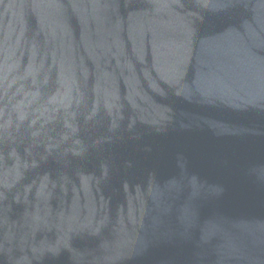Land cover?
Instances as JSON below:
<instances>
[{"label":"water","instance_id":"95a60500","mask_svg":"<svg viewBox=\"0 0 264 264\" xmlns=\"http://www.w3.org/2000/svg\"><path fill=\"white\" fill-rule=\"evenodd\" d=\"M0 264H264V0H0Z\"/></svg>","mask_w":264,"mask_h":264}]
</instances>
